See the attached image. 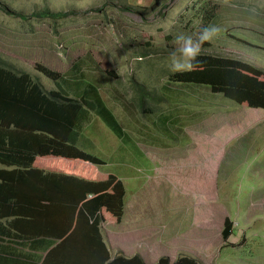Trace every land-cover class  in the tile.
I'll use <instances>...</instances> for the list:
<instances>
[{"label":"rangeland","instance_id":"obj_1","mask_svg":"<svg viewBox=\"0 0 264 264\" xmlns=\"http://www.w3.org/2000/svg\"><path fill=\"white\" fill-rule=\"evenodd\" d=\"M3 7L28 19L10 18ZM44 11L73 16L32 17ZM205 28L216 32L201 53L264 71V0H0V59L47 91L56 85L39 67L71 81L80 65L101 88L126 137L95 117L79 148L106 165L48 158L37 167L120 180L125 216L106 227L117 249L146 252L152 263L182 256L264 264V109L170 81L176 37L195 40ZM227 218L232 234L224 241Z\"/></svg>","mask_w":264,"mask_h":264},{"label":"trees","instance_id":"obj_2","mask_svg":"<svg viewBox=\"0 0 264 264\" xmlns=\"http://www.w3.org/2000/svg\"><path fill=\"white\" fill-rule=\"evenodd\" d=\"M2 11L10 18L28 19L8 7ZM70 16L44 11L32 17L59 21ZM39 72L55 90H45L30 74L0 59V254L5 258L0 264L29 256L14 253L15 246L49 250L43 264H146L138 255L112 258L103 237L106 217L121 223L125 216L126 191L117 177L92 181L37 167L48 158L106 165L79 148V138L95 117L119 140L126 137L101 88L80 65L71 81L44 67ZM170 81L206 86L238 104L264 109V71L235 57L201 53L193 71L172 73ZM224 226L222 238L228 241L229 218ZM157 264L201 263L180 256L174 263L163 257Z\"/></svg>","mask_w":264,"mask_h":264},{"label":"clouds","instance_id":"obj_3","mask_svg":"<svg viewBox=\"0 0 264 264\" xmlns=\"http://www.w3.org/2000/svg\"><path fill=\"white\" fill-rule=\"evenodd\" d=\"M215 32L214 28H205L195 40L191 36L178 35L177 47L169 54V70L173 73L193 71L198 63L202 45L211 41Z\"/></svg>","mask_w":264,"mask_h":264},{"label":"crops","instance_id":"obj_4","mask_svg":"<svg viewBox=\"0 0 264 264\" xmlns=\"http://www.w3.org/2000/svg\"><path fill=\"white\" fill-rule=\"evenodd\" d=\"M39 169H41V168H39ZM41 170H44V169H41ZM44 171L47 172V170H44ZM52 173L64 174V173H60V172H52ZM125 210H126V208H125ZM108 220H110V219H108L106 217V219H105L106 222L103 225V230H102L103 232L102 233H103V237L105 239V242L107 243L108 250H109L110 255H111L112 258H115L117 255H120V254H122L126 258H132L135 255H139V256H141L144 259L146 264H157V262L152 263L151 260H149L147 258L148 253H146V252H137L136 249H135L133 251V254H130L131 250L128 249V248H125V247L123 248L122 247V248L117 249V246L116 245L114 246V240H113L114 237H116V236L111 234V233H109V231L106 228ZM110 221H111V223H113L114 220H110ZM122 222H123V220H122ZM121 223H116V224H121ZM109 237L112 239V243L109 241ZM12 246L13 245H11V247ZM111 248L114 250V254H112ZM12 251L14 253H16V254H27L29 256L26 259H24V258H10V262H17V263H9V264H43L45 259H46V257H47V255L50 253L49 250L48 251L47 250H41V249L40 250H38V249L31 250L29 248H22V247H19V246H15L14 249H12ZM125 252H127V253H125ZM4 259L5 258H3V256H1V254H0V261L4 260Z\"/></svg>","mask_w":264,"mask_h":264}]
</instances>
